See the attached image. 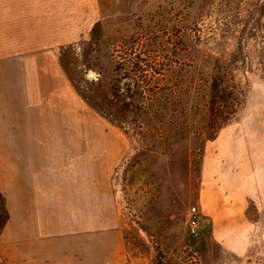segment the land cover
<instances>
[{
    "label": "rangeland",
    "instance_id": "1",
    "mask_svg": "<svg viewBox=\"0 0 264 264\" xmlns=\"http://www.w3.org/2000/svg\"><path fill=\"white\" fill-rule=\"evenodd\" d=\"M7 49L51 55L61 79L38 108L0 97V234L25 171L74 193L61 230L117 233L114 264H264V0H0ZM25 138L90 147L52 160Z\"/></svg>",
    "mask_w": 264,
    "mask_h": 264
},
{
    "label": "crops",
    "instance_id": "2",
    "mask_svg": "<svg viewBox=\"0 0 264 264\" xmlns=\"http://www.w3.org/2000/svg\"><path fill=\"white\" fill-rule=\"evenodd\" d=\"M4 52V57L0 56V97L2 98L1 95L4 93L12 95L14 92L17 93L15 98L17 101L20 99L24 104H33L38 108L40 103L36 100L44 91V87L55 81V84H59L58 81L61 79L59 65L46 53L33 57L27 51L19 49H7ZM38 52H44V49L36 50V53ZM21 115L28 136L43 113L27 111ZM24 140L27 145L24 146L21 142L20 147L47 148L44 154L51 156L52 160L55 156H60V147L63 144L73 147L74 150L90 147L86 141L70 138L64 141L38 142L27 138ZM11 146V141L4 140V149H7V152L4 150L5 157L11 156L9 155ZM112 148L113 146L111 150ZM114 154L115 151H110L111 158ZM33 176L29 177L25 171H19L16 175L13 173L11 180L14 182L6 189V210L9 219L0 234V264H110V261L120 253L118 249L122 241L118 240L117 233L112 232L113 241L109 248L108 235L87 233V236L86 234L79 236L69 229L61 230L59 225L61 218L65 225L75 221L72 211H76L77 206L74 202L70 203V196L73 197L74 193H70L69 189L68 192L61 193L64 189H61L57 182L53 183L50 189L44 188L38 185L36 173ZM106 179L110 180L112 177ZM66 195L67 201L65 198L61 201V196ZM111 264H114L113 261Z\"/></svg>",
    "mask_w": 264,
    "mask_h": 264
},
{
    "label": "built area",
    "instance_id": "3",
    "mask_svg": "<svg viewBox=\"0 0 264 264\" xmlns=\"http://www.w3.org/2000/svg\"><path fill=\"white\" fill-rule=\"evenodd\" d=\"M198 215H197V211L195 208L192 209V211L190 212V216H189V227L191 230V235L192 237L196 238L199 236V232H198Z\"/></svg>",
    "mask_w": 264,
    "mask_h": 264
}]
</instances>
